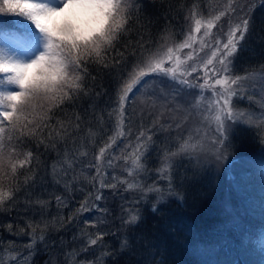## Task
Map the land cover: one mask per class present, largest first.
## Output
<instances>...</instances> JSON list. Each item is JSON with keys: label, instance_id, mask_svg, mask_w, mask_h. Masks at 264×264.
Listing matches in <instances>:
<instances>
[{"label": "trees", "instance_id": "16d2710c", "mask_svg": "<svg viewBox=\"0 0 264 264\" xmlns=\"http://www.w3.org/2000/svg\"><path fill=\"white\" fill-rule=\"evenodd\" d=\"M227 2L136 0L129 33L121 37L115 51L107 54L109 66L89 64L85 78L87 95L81 94L54 109L49 129L57 126V122L65 126L71 124L68 134L55 138L54 146L49 143V129L39 136L45 141L43 144L37 138L20 137L17 151L31 150L34 158L30 171L27 167L20 170L23 174L17 177L14 200L0 209L2 264H15L10 262V256L19 257L27 252L32 255L26 264H83L84 261L96 264H264V251L261 250L264 247V177L261 175L264 127L260 126V94L253 96L255 103L251 105L247 100L236 102L238 108L251 109L255 122L252 126H236L231 130L226 160L218 162L201 155L197 164L196 157L175 156L168 172L162 171L165 154L176 152L181 135H188V131L177 129L169 119L171 108L180 107L185 88L174 85L179 88V95L173 100L172 96L160 95L158 79H150L125 105L119 129L123 137L117 136V116L113 112L121 81L130 70V53L136 50L134 45L143 40L150 46L168 35L179 42L183 39L180 33L189 29L185 18L193 4L201 13L197 18L206 20L222 10ZM235 5L240 16L244 12L239 9L245 7L252 25L233 58L230 72L235 75L260 73L264 69V0H235ZM17 16L20 17L6 11L0 13V32L13 27ZM219 23L226 31L227 19ZM218 33L219 29H213L214 37H218ZM202 35L203 29L196 34L193 48L182 50L181 59L189 51L193 53V59L188 61L190 64L211 58L213 40L209 39L201 52ZM189 79L192 84L197 82L195 77ZM47 111V103L37 101L35 107L29 109L27 119L40 122ZM76 116L80 117L78 130L74 128ZM183 116L181 111L174 119ZM189 120L193 128L209 131L193 112ZM33 127L34 124L29 125ZM141 131L149 132L147 135L152 139L143 158L145 170L134 178L129 177L138 187L128 190L119 180L126 175L131 161L122 157L126 149L131 154L132 148L128 146L136 144V136ZM14 135L20 136L19 132ZM109 137H115V143L98 160L100 149L105 147ZM5 142L8 143L7 135ZM69 162L73 167L65 171ZM92 165L98 166L99 174ZM101 181L117 184L114 189H101L104 199L96 203L106 211H86L67 222L80 202L90 192L96 193ZM3 183L7 188L12 183L11 177H6ZM66 183H69L67 188ZM149 186L158 187L161 192L148 193ZM170 191L175 194L169 195ZM161 195L162 200L159 199ZM56 196L63 198L62 205L57 204ZM38 201H43V206ZM92 203L89 199V204ZM153 205L156 211L152 210ZM136 212L139 220L135 224L126 223L129 215ZM61 218L65 220L63 225L59 222ZM88 221L95 222L97 227L87 231L103 232L104 238L88 253L80 254L86 239L81 230ZM9 225H12L11 231ZM29 225L37 226L35 235ZM41 235L45 237L43 241ZM125 240L128 246L121 248ZM30 244L33 246L28 248ZM69 253L74 255L69 256Z\"/></svg>", "mask_w": 264, "mask_h": 264}, {"label": "snow or ice", "instance_id": "6c2138e0", "mask_svg": "<svg viewBox=\"0 0 264 264\" xmlns=\"http://www.w3.org/2000/svg\"><path fill=\"white\" fill-rule=\"evenodd\" d=\"M111 11L106 18L104 26L98 31H94L88 41L84 45L75 47L64 44L60 41L53 42L46 36L40 37V56L33 55L36 49V43L31 38L30 33H21L17 31L0 32V209L6 208L15 198V192L18 190L16 180L18 175L23 174L22 171L26 167L30 171V165L33 160V152H18V142L20 137L29 136L37 138L38 142L43 144L45 141L39 139L44 135V130L49 129V122L54 116V109L60 108L67 102L78 98L79 95H87L85 78L88 75V66L91 63L100 64L108 67L107 54L115 51L121 37L129 33V25L134 12L136 0H107ZM57 6L63 7L67 0H53ZM53 9L44 0H2L0 3V13L16 14L26 17L30 21L37 32L43 29L39 23L46 13ZM244 12L243 16L237 15V7L235 0H228L226 6L218 11L211 19L197 18L201 16L198 6L193 4L189 9V15L185 18L189 22L187 32H181L183 39L177 42L173 36H162L159 43L146 45L141 40L138 45H134L135 51L130 53L131 65L127 72L126 78H123L117 94V107L113 110L117 116V136L123 137L124 133L120 131L123 117L126 111V103L132 99L136 93L140 92L148 81L159 80L160 95L167 97L172 96L173 100L179 95V88L175 86H183L192 89L199 87L201 94L194 97L192 101H184L188 107L181 109L180 107H172L169 119L173 121L177 129L188 131L187 137L181 135V141L178 144L176 152L165 154L164 167L162 171L168 172L172 167L171 160L175 156L196 157L197 164L200 163V156L204 159L209 157L216 161H224L227 159L229 151V138L231 130L236 126H252L255 122V116L251 109H241L236 107V102L247 100L249 104L255 103L253 96L260 94L261 100L259 108L261 109L260 119L261 127H264V69L260 73H246L244 75H235L230 72L233 58L240 51V46L250 31L252 21L247 15L245 7L239 9ZM227 19V30L224 31L219 23ZM203 29L200 51L203 52L208 45V40L212 39L213 44L210 49V57L199 64L188 63L193 59L192 51H189L184 59H181L180 53L184 49H192L193 42L197 39L196 34H200ZM213 29H219L218 37L213 36ZM22 53H27L28 58ZM41 57H52L57 61L56 67L58 73L51 79H36L30 81L27 85L23 83V69L29 66V63L35 64ZM123 59V53L121 54ZM219 65V68L217 67ZM115 66V65H113ZM203 73V76L200 75ZM195 77L197 81L203 80V83L192 84L189 78ZM219 86V87H217ZM207 89L211 93V98L205 101L203 90ZM175 93V95L173 94ZM155 94V93H153ZM37 101H44L48 105V111L43 114L40 122L28 120L30 114L29 109H33ZM197 110L203 116L201 124L211 129L203 130L201 127H195L190 130L189 117L191 111ZM181 111L187 112L179 119H174ZM52 115H49V114ZM111 115V113H110ZM162 116L163 113H160ZM76 123L74 128H80V117H75ZM35 125L29 128V125ZM172 126L171 124L169 125ZM71 124L65 126L63 123L57 122V126H53L48 130L49 143L54 146V139L62 135L68 134V128ZM163 127V125H161ZM6 129L8 132L6 133ZM24 129H28L27 132ZM39 130V131H38ZM19 132L20 136L14 134ZM7 141L5 142V136ZM152 139L141 131L136 136V144L129 145L132 148L131 154L127 149L122 157L125 161H131V167L126 169V175L119 180V184L126 185L128 190H132L138 185L134 180L129 181V177H135L145 170L143 158L148 150V142ZM17 143H13V141ZM115 143V137H109L105 147L100 149L99 160L103 156L106 149L112 147ZM87 155V153H81ZM22 157V158H21ZM111 164V160H109ZM73 164H67V171L71 169ZM99 169L97 165H92ZM261 175L264 177V163L261 164ZM11 177L12 183L5 188L4 179ZM95 179V178H94ZM113 179H116L113 177ZM27 182V181H25ZM59 182V181H58ZM66 188L69 183H66ZM95 186V185H94ZM172 182L169 176V188ZM117 184H110L101 181L99 189L96 193H89L72 216L67 218V222H71L75 216L90 210L105 212L106 209L101 208L99 202L104 199L101 189L116 188ZM148 193L161 192V189L155 186L146 188ZM175 194L170 191L169 195ZM89 199L93 201L89 204ZM163 199V195L159 197ZM55 200L58 205L64 203L61 196H56ZM43 206V201H38ZM156 211L155 205L152 207ZM139 220V213L130 214L125 221L128 224H135ZM63 225L65 220L60 219ZM35 235L37 226L29 225ZM45 229L48 225L45 224ZM95 222L88 221L82 234L86 237L83 247L79 250L80 254L88 253L91 248L101 243L104 238L103 232L91 233L87 229L96 228ZM12 230V225L8 226ZM43 231V230H42ZM41 241L45 239L43 235ZM35 243V241L33 242ZM264 244V242H262ZM30 244L27 247L31 248ZM128 241L121 243V248H126ZM264 251V247L261 249ZM69 256L74 255L69 253ZM17 260L16 255L10 256V262ZM2 264V262H0ZM83 264H96L95 261H84Z\"/></svg>", "mask_w": 264, "mask_h": 264}, {"label": "clouds", "instance_id": "9594fccd", "mask_svg": "<svg viewBox=\"0 0 264 264\" xmlns=\"http://www.w3.org/2000/svg\"><path fill=\"white\" fill-rule=\"evenodd\" d=\"M53 9L39 21L43 29L40 37L51 41H60L69 46L84 45L94 31L101 29L111 8L107 0H67L63 6H57L53 0H46ZM37 56L40 53L37 52ZM57 61L52 57H41L37 63H29L23 69L22 80L25 85L36 79H51L58 73Z\"/></svg>", "mask_w": 264, "mask_h": 264}, {"label": "rangeland", "instance_id": "374dc122", "mask_svg": "<svg viewBox=\"0 0 264 264\" xmlns=\"http://www.w3.org/2000/svg\"><path fill=\"white\" fill-rule=\"evenodd\" d=\"M37 2H44V0H37ZM4 31H6V32L7 31H17V32H21V33H30L31 38L36 43V49L34 50L33 55H35L37 52H39L41 50L39 47L40 35L35 30L34 26L31 24V22L26 20V17L17 16L15 21H14V26L12 28L7 29V30H3L2 32H4ZM22 54L25 55L26 59L28 58L27 53H22ZM198 82L203 83V80L202 81L199 80V81L195 82V84H198ZM217 87H219V86H217ZM199 94H201V89H199V87L192 88V89L185 88V91L183 92L182 102L179 105L181 107V109L188 107L187 105L184 104V101H192L194 99V97H196ZM203 95L205 97V101H207L208 99L211 98V93L207 89L203 90ZM191 112H193L194 115H196V117H200V119L202 121L203 116L201 114H199V112L197 110H192ZM170 113H171V111L169 112V114ZM182 113L184 116L188 115L187 112L182 111ZM196 121H198V120H196ZM189 126H190V128H193L191 120H189ZM214 127H215V125L213 124L211 126V129H208L210 131L209 133H211V130L214 129ZM263 242H264V234H263ZM31 255H32V252L24 253L23 255H20L19 257H17V260H15L14 263L15 264H26L30 260Z\"/></svg>", "mask_w": 264, "mask_h": 264}]
</instances>
